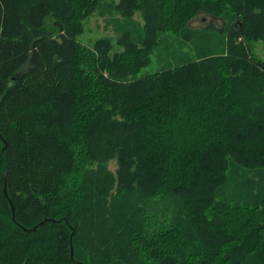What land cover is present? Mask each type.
Segmentation results:
<instances>
[{
	"label": "trees",
	"instance_id": "1",
	"mask_svg": "<svg viewBox=\"0 0 264 264\" xmlns=\"http://www.w3.org/2000/svg\"><path fill=\"white\" fill-rule=\"evenodd\" d=\"M258 43L264 0H0V264H264Z\"/></svg>",
	"mask_w": 264,
	"mask_h": 264
},
{
	"label": "rangeland",
	"instance_id": "2",
	"mask_svg": "<svg viewBox=\"0 0 264 264\" xmlns=\"http://www.w3.org/2000/svg\"><path fill=\"white\" fill-rule=\"evenodd\" d=\"M108 16H101L99 14H94L90 18H88L84 23V32L83 34L78 38L79 42L89 48H91L94 44V42L100 38H110L112 40H115V32L112 28V24H109L106 20ZM135 19L139 20V17L136 15ZM205 22L200 21H194L192 23L193 27H198L200 25L206 24ZM255 54L258 56L259 59L264 60V50L260 43L255 45ZM158 66L155 65L154 59L152 61V64L148 66L147 68H144L141 71V75L151 74L158 70ZM109 167L111 170L115 169V162L111 161L109 163Z\"/></svg>",
	"mask_w": 264,
	"mask_h": 264
},
{
	"label": "water",
	"instance_id": "3",
	"mask_svg": "<svg viewBox=\"0 0 264 264\" xmlns=\"http://www.w3.org/2000/svg\"><path fill=\"white\" fill-rule=\"evenodd\" d=\"M4 193L6 194V191H4Z\"/></svg>",
	"mask_w": 264,
	"mask_h": 264
}]
</instances>
